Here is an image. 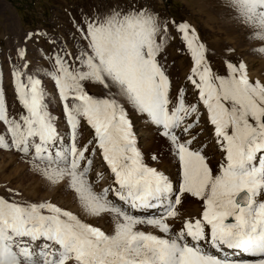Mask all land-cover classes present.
Listing matches in <instances>:
<instances>
[{
  "label": "snow or ice",
  "instance_id": "6c2138e0",
  "mask_svg": "<svg viewBox=\"0 0 264 264\" xmlns=\"http://www.w3.org/2000/svg\"><path fill=\"white\" fill-rule=\"evenodd\" d=\"M220 7L264 54V0ZM170 29L190 56L183 77L161 55ZM214 57L194 26L152 0L65 8L51 29L25 31L7 86L0 68V150L70 191L75 209L5 185L0 264H264V80L243 60L226 56L221 70ZM135 122L163 141L157 166ZM97 159L105 171L93 180ZM188 198L199 212L185 218Z\"/></svg>",
  "mask_w": 264,
  "mask_h": 264
},
{
  "label": "rangeland",
  "instance_id": "374dc122",
  "mask_svg": "<svg viewBox=\"0 0 264 264\" xmlns=\"http://www.w3.org/2000/svg\"><path fill=\"white\" fill-rule=\"evenodd\" d=\"M152 2L162 15L174 17L177 21L186 20L196 28L201 39L210 49L214 50L215 66L218 69L222 70V61L227 56L233 61L243 60L251 79L264 80V54L254 51L261 45V42L248 38L249 30L240 27L230 19L226 10L220 7V0H152ZM97 3L98 0H0V68L4 70L5 85L7 86L8 83L10 67L8 58L11 56L13 61L15 60L16 42L22 39L25 31L37 27L51 29L55 23L64 19L65 8L74 12L79 8L87 11ZM170 32L171 35L167 38L161 55L167 57L173 74L183 77L190 67V56L186 54L175 30L170 29ZM159 39L160 37H157L158 41ZM227 48H233L235 52L227 55L225 52ZM29 50L30 53L33 50L31 44ZM45 83L51 90V82L45 81ZM12 96V89L8 88L10 103ZM54 111L58 113L59 109H54ZM135 123L138 144L145 159L152 166H157L150 160V156L159 152L163 141L159 140L142 122ZM60 128L63 130L62 123ZM88 137V130L85 129L81 141L83 142ZM207 150L210 153L213 151L211 144L208 145ZM160 167H168L166 158ZM101 168V161L97 159L90 177L95 176L96 171ZM102 170L105 171L104 168ZM104 179L107 180V175ZM104 179L99 181L98 188L102 187ZM5 185L20 189L29 198H45L69 208L75 207L70 191H65L62 185H47L43 179L29 171L27 165L21 162L14 152L0 150V193ZM179 211L185 218L189 215L195 216L199 212V204L188 198ZM90 219L93 224H99L104 228L109 226L104 220ZM142 230L150 229L142 228Z\"/></svg>",
  "mask_w": 264,
  "mask_h": 264
},
{
  "label": "bare ground",
  "instance_id": "6f19581e",
  "mask_svg": "<svg viewBox=\"0 0 264 264\" xmlns=\"http://www.w3.org/2000/svg\"><path fill=\"white\" fill-rule=\"evenodd\" d=\"M102 169H103V168L97 170L96 173H99V172L103 171ZM95 177H96V175H95V176L93 175V176H91V177H89V178L94 180ZM104 180H105V182H107L106 179H104ZM105 182H104V181L102 182V184H103L102 187L106 186V183H105ZM70 194H71V193H70ZM69 197H70V195H69ZM71 198H72V197H71ZM70 201H71V200H70ZM69 205H70V204H69ZM74 208H75V207H74ZM74 208H73V209H74ZM187 216H188V215H187Z\"/></svg>",
  "mask_w": 264,
  "mask_h": 264
}]
</instances>
